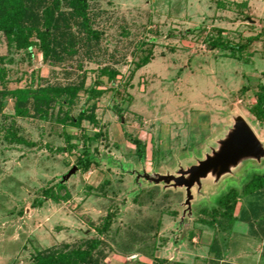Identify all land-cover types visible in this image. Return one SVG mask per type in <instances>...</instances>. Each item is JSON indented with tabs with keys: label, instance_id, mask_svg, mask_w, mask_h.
Returning a JSON list of instances; mask_svg holds the SVG:
<instances>
[{
	"label": "rangeland",
	"instance_id": "obj_1",
	"mask_svg": "<svg viewBox=\"0 0 264 264\" xmlns=\"http://www.w3.org/2000/svg\"><path fill=\"white\" fill-rule=\"evenodd\" d=\"M20 2L48 54L34 32L24 49L0 33V264L89 249L81 264H264V187L245 192L264 177V121L250 111L264 84V0H87L80 15L64 0ZM47 87L79 90L46 102ZM15 90L40 97L25 115ZM80 113L93 121L71 126ZM240 121L256 155L238 151L193 181Z\"/></svg>",
	"mask_w": 264,
	"mask_h": 264
},
{
	"label": "trees",
	"instance_id": "obj_2",
	"mask_svg": "<svg viewBox=\"0 0 264 264\" xmlns=\"http://www.w3.org/2000/svg\"><path fill=\"white\" fill-rule=\"evenodd\" d=\"M21 0H0V33H2L6 39L8 45L14 43L16 48L24 49L31 45L30 37L34 32L39 40L40 48L42 50L43 58L45 59L48 54V48L46 43L47 31L41 30L38 27H26L24 23V13L26 10L23 9ZM66 1L72 9L76 12V15L84 13L87 9V0H64ZM47 20V19H46ZM47 27V25H46ZM221 46V45H220ZM77 87L74 88H43L40 90V94H43V98L46 102L50 99L48 94L54 92L56 95L69 94L71 93L73 97L78 93ZM21 94H25L21 97ZM33 94V95H32ZM12 97L16 99L15 110L18 115H25L26 111L20 109V105L25 103L29 96L34 99L40 98L35 91L32 90H15L11 93ZM42 96V95H40ZM255 104L251 108V113L256 119L264 121V84L258 86L254 93ZM93 121V116H85L80 113L78 118L74 121L71 120V126L80 127L82 120ZM67 138V142H68ZM14 141L21 143V139L14 138ZM138 144L139 141H135ZM71 148L73 146H70ZM63 150V149H62ZM86 152V153H85ZM139 152V150H138ZM94 164L92 158L89 156L87 151H83L81 157L77 159L76 167L79 170L87 171L89 167ZM264 187V177H253L250 184L247 185L245 192L250 194ZM43 197L52 199L54 201L58 200V196H55L50 189L43 192ZM234 194L229 192L227 195L220 198V204L223 208L227 210L226 215L230 217L232 207L234 205ZM42 200L36 201V206H40ZM230 212V213H229ZM211 224V223H210ZM95 245H93L94 247ZM89 250H77L71 253H65L60 255L57 259H54L52 255L37 254L34 258L35 264H81L87 263L85 259L89 257Z\"/></svg>",
	"mask_w": 264,
	"mask_h": 264
},
{
	"label": "water",
	"instance_id": "obj_3",
	"mask_svg": "<svg viewBox=\"0 0 264 264\" xmlns=\"http://www.w3.org/2000/svg\"><path fill=\"white\" fill-rule=\"evenodd\" d=\"M238 151H247L252 155H256V139L244 121H240L238 126V135L230 143H226L222 152L214 159L202 163L200 166H193L189 170V174L193 176V181L199 176L204 175L208 169H216L220 164L224 168L225 164L234 160ZM186 183V181H185ZM192 185V184H190ZM189 190L187 189V192Z\"/></svg>",
	"mask_w": 264,
	"mask_h": 264
}]
</instances>
